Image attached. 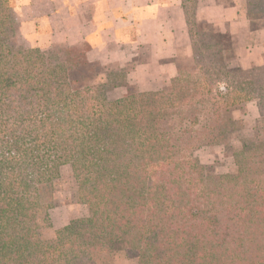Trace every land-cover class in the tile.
Segmentation results:
<instances>
[{"label": "trees", "instance_id": "obj_1", "mask_svg": "<svg viewBox=\"0 0 264 264\" xmlns=\"http://www.w3.org/2000/svg\"><path fill=\"white\" fill-rule=\"evenodd\" d=\"M192 1L189 31L203 42ZM12 8L0 0V264H96L117 249L138 264H264V64L228 67L197 40L167 89L113 99L86 82L91 63L14 50ZM244 9L263 12L264 0ZM249 101L263 136L242 140L233 173L206 175L192 151L222 143L231 109ZM64 164L87 213L52 229L50 183Z\"/></svg>", "mask_w": 264, "mask_h": 264}, {"label": "crops", "instance_id": "obj_2", "mask_svg": "<svg viewBox=\"0 0 264 264\" xmlns=\"http://www.w3.org/2000/svg\"><path fill=\"white\" fill-rule=\"evenodd\" d=\"M199 24L229 39L245 69L264 62V15L251 16L245 0H194ZM185 0H17L20 28L36 46H80L83 62L126 74V85L162 89L193 60ZM231 65V64H230ZM232 68V67H231ZM101 73H105L102 71Z\"/></svg>", "mask_w": 264, "mask_h": 264}, {"label": "rangeland", "instance_id": "obj_3", "mask_svg": "<svg viewBox=\"0 0 264 264\" xmlns=\"http://www.w3.org/2000/svg\"><path fill=\"white\" fill-rule=\"evenodd\" d=\"M13 4L12 12L14 15V21L17 26V41L14 43L13 37V49L16 47L21 48H31L40 49L44 51H50L51 54L49 58L51 60L58 58H67L68 54H71V59L81 60V47L80 46H70L63 43H53L47 46H36L31 44L22 30L20 28V18L17 14L16 5L17 0H11ZM195 2L192 1V6L190 9H194ZM191 5V4H190ZM264 15L263 12H257L250 14L251 16ZM191 20L194 23V28L197 33L205 34L203 42L200 40L197 34L192 35V42L198 40V46L201 51H213L220 49V53L224 56L225 64L228 67L236 68L233 66L234 59L236 58V52L234 48L224 50L223 46H230L229 39L220 41L218 35L215 34V30L212 26H207L205 24H199V20L195 21L194 13H190ZM11 44V38H8ZM227 42V43H225ZM225 43V44H224ZM70 58V57H69ZM183 73H187L190 67L193 66V60L189 63L185 61H180L179 63ZM231 64V65H230ZM263 63L255 65L260 66ZM254 67V66H251ZM248 67V68H251ZM245 68V69H248ZM243 69V70H245ZM104 72L106 77L104 76ZM68 77L72 80L75 77L74 68L70 67L68 70ZM171 79L166 83L162 89L157 90H143L133 85H126V74L123 71H113L109 67H101L98 64H93L91 75L86 79L89 84L96 83H106L109 96L113 99L121 98L128 93L132 92H145V91H159L167 89L170 84ZM231 116L233 120L237 122V126L233 131H229L230 134L227 138L220 144H210L202 145L196 150L192 151L191 155L194 157L200 165L203 166V173L211 177H216L219 175H226L233 173L235 170V165L233 162V152L241 147V142L244 139L256 140L263 136L262 130L258 131L260 126V116L258 113L257 105L254 101H249L244 104L238 105L231 109ZM259 132V134H257ZM52 195V205L48 208V214L51 222L52 229H59L68 224L69 220L72 218H81L86 215L87 210L85 205L81 203H75L74 201V191L75 183L71 173V167L68 164L60 166L58 169V175L54 177L50 183ZM96 264H138L137 257L126 256V253L122 249H117L113 251L108 257L98 261Z\"/></svg>", "mask_w": 264, "mask_h": 264}]
</instances>
